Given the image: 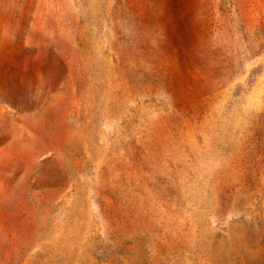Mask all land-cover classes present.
<instances>
[{
	"label": "rangeland",
	"instance_id": "rangeland-1",
	"mask_svg": "<svg viewBox=\"0 0 264 264\" xmlns=\"http://www.w3.org/2000/svg\"><path fill=\"white\" fill-rule=\"evenodd\" d=\"M0 264H264V0H0Z\"/></svg>",
	"mask_w": 264,
	"mask_h": 264
}]
</instances>
